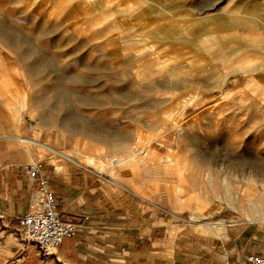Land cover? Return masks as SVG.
<instances>
[{
    "label": "rangeland",
    "instance_id": "rangeland-1",
    "mask_svg": "<svg viewBox=\"0 0 264 264\" xmlns=\"http://www.w3.org/2000/svg\"><path fill=\"white\" fill-rule=\"evenodd\" d=\"M36 146L264 224V0H0V156Z\"/></svg>",
    "mask_w": 264,
    "mask_h": 264
},
{
    "label": "crops",
    "instance_id": "crops-1",
    "mask_svg": "<svg viewBox=\"0 0 264 264\" xmlns=\"http://www.w3.org/2000/svg\"><path fill=\"white\" fill-rule=\"evenodd\" d=\"M22 148L25 157L0 156V264H248L246 256L264 253V224L184 217L142 197L118 173L39 146L29 154ZM31 162H41L60 218L77 224L75 235L50 251L18 225L43 199L24 170Z\"/></svg>",
    "mask_w": 264,
    "mask_h": 264
},
{
    "label": "built area",
    "instance_id": "built-area-1",
    "mask_svg": "<svg viewBox=\"0 0 264 264\" xmlns=\"http://www.w3.org/2000/svg\"><path fill=\"white\" fill-rule=\"evenodd\" d=\"M41 162H31L24 166L30 180L37 184L43 194L41 208L24 212L18 223L26 237L37 243L43 250H54L63 239L72 238L77 224L62 220L56 211V201L47 179L40 176ZM248 264H264V253L246 256Z\"/></svg>",
    "mask_w": 264,
    "mask_h": 264
},
{
    "label": "bare ground",
    "instance_id": "bare-ground-1",
    "mask_svg": "<svg viewBox=\"0 0 264 264\" xmlns=\"http://www.w3.org/2000/svg\"><path fill=\"white\" fill-rule=\"evenodd\" d=\"M114 161H116V159H114ZM113 160L111 161L112 164H118V161H116V163ZM90 163H93V158L89 159ZM262 220H264V218H262Z\"/></svg>",
    "mask_w": 264,
    "mask_h": 264
}]
</instances>
